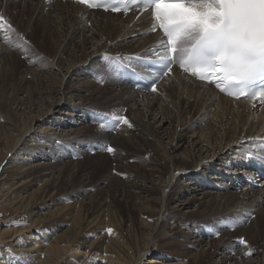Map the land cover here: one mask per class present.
<instances>
[{
  "label": "bare ground",
  "instance_id": "6f19581e",
  "mask_svg": "<svg viewBox=\"0 0 264 264\" xmlns=\"http://www.w3.org/2000/svg\"><path fill=\"white\" fill-rule=\"evenodd\" d=\"M12 3L16 4L15 8L9 7ZM0 7L6 9L8 21L14 29L18 27L17 21L20 22L21 18L26 17L25 15H27L25 27L30 28L33 15L41 12H45L41 13L45 17L40 21L44 20L42 26L43 29L48 30L49 36L52 35V30L56 32L55 29L47 26L50 18L52 21L57 20L61 25L67 23V29L61 31L60 39L53 45L56 47V56L63 54L68 56L67 58L64 56L65 59L61 62L55 60L50 62L49 60L50 63H47L46 60H39L40 62L33 65L31 61H28V65L22 69L20 82L24 83L26 78H31L28 88L34 87L32 92L26 91L30 95L27 98L30 99L32 117L28 123H23L21 132L15 136L12 146L2 151L0 164L5 166L0 169V174L6 169L20 170L26 168V165H41L43 179L40 183L43 187L52 177L57 176L55 173L60 172L61 168L58 167L62 163L59 164V162L66 158L71 160L77 158L74 156L77 155L76 153L73 155L64 148L63 139L59 135L62 134V127H68V131L76 133L81 129L78 125L86 126L89 116L84 110V101L88 98L90 86L92 87V79H89L87 73L92 71L93 66L99 70L102 66V72L109 70L111 74L109 72L110 76L107 77L109 82H103L105 84L103 86L102 82L101 84L99 82L98 87L107 86L110 90H106L107 92L102 90L106 93L110 91V97L122 104H119L121 107L119 106L115 111L105 113L112 118L124 116L129 123L131 122L132 130L143 128L146 136L155 137V144L162 154L160 156L162 158L164 156L171 167L176 162L182 164V168L178 171L169 170L170 174H166L168 177L163 181L160 197V202L163 203L161 207L163 208L164 204L173 203V207L170 208H173L175 212L157 214L153 224L145 223L148 226L143 227L148 230L146 233L148 237L155 235L166 238L171 234L167 232V228L171 226L170 218L193 212L204 218L223 216L226 219H236L239 222L238 230L241 232V236H238L240 238H237L238 241L242 238L247 243L262 236L264 232V160L260 157L264 156V105L254 107L249 102L231 99L221 94L215 85L195 81L183 75L177 67L171 68L167 75L156 82V92H143L131 87L130 80L121 76L120 70L131 65L129 67L134 69L138 75L148 77V70L152 69V66L142 65L141 61L156 60L162 56L163 37L158 30H153L149 13H143L140 17L134 14L124 16L90 10L73 0H0ZM45 8L48 11H44ZM41 14L39 16H42ZM4 33L5 29H0V54H4L1 57L0 83L3 82V84L5 81L6 83L13 81L11 80L12 73H15L16 68L14 62L16 59L19 60L17 56L16 58L13 56L14 46L9 43ZM56 38L57 35L53 41H56ZM45 43V46L50 47ZM40 44L44 48L43 43L40 42ZM97 61H101L99 63L101 66L97 65ZM113 86L116 87L113 88ZM181 91L185 94V96L182 94V99L189 107L199 106L201 111L209 112L206 113L207 121L204 124L207 128L195 130L196 128L192 126L182 125L174 128L170 126L171 119L162 111L164 108L161 107V103L174 93ZM100 126L102 123L98 125ZM113 129L114 126L109 124L107 130L113 133L109 137L114 141L123 144L129 141L127 133H131L132 130L126 124L122 123L117 130ZM8 131V129L5 130V132ZM27 143L38 147L37 153L41 155L40 158L34 157L33 149H25L29 146ZM59 148L61 150L57 151ZM54 149L57 150L54 152ZM180 149H182L181 153ZM82 151L86 150L79 149L77 153L83 155ZM5 162L8 163L5 164ZM133 185L141 195L132 193L128 187H125L122 190L125 199L132 200L131 198L135 199L137 195L140 198L147 197L146 200L150 199L149 201L154 202L151 187L139 181ZM204 187H211V189L207 191ZM192 203H195L196 207L190 211ZM141 210L148 211L143 208ZM245 225L247 226L244 229H240ZM28 230H30L29 227H26L24 231L21 228L17 233L23 234ZM46 233L38 231L34 236L28 232L23 236L24 241L20 251L25 258H32L33 264H84L85 254L89 251L81 241L77 240V234L65 244L60 245L61 242L58 239L44 243L41 235L43 239L49 238ZM223 234H226V231L222 234L219 232L217 237L222 238ZM191 237L196 247L205 240V237L203 238L200 234H191ZM166 239L164 243L168 242L167 244L174 241ZM256 240L258 242V239ZM145 244L148 243L145 242ZM241 247L242 252L240 246L236 245L233 240L227 248H230L234 254H226L227 251H221L223 248H217L215 257L208 264H264V256H255L256 260H253L250 255L245 257L244 250L251 249V247ZM206 249L200 247L197 254L193 255L192 262L183 260L182 249L180 251L168 249L171 255L167 254L166 258L163 256L165 259L150 258L144 264H163L166 260L170 261L167 264H201L202 257L207 255ZM106 252H103L102 259L93 258L87 264H127L126 259ZM145 253L144 251L139 254L141 259Z\"/></svg>",
  "mask_w": 264,
  "mask_h": 264
},
{
  "label": "rangeland",
  "instance_id": "374dc122",
  "mask_svg": "<svg viewBox=\"0 0 264 264\" xmlns=\"http://www.w3.org/2000/svg\"><path fill=\"white\" fill-rule=\"evenodd\" d=\"M15 6L16 4H9V7L15 8ZM5 10L0 7V13H3L8 21V15ZM44 11L48 10L45 8ZM39 14L35 13L33 15L30 28L25 27L27 15L21 18L20 22L17 21V29L13 27L11 30L5 28L4 34L7 36L9 43L14 46V48L12 47V51L15 53L13 56L15 58L17 56L19 60L16 59L14 62L16 63L15 73H12V79L10 78L13 81H7V83L5 81L4 84L3 82L0 83V90L3 89L0 91V158L3 156L2 151L12 146L15 136L21 132L22 126L28 123L32 117L30 112L32 108L29 103L30 99L27 98L30 95L26 91L32 92L34 87L28 88L32 80L31 78H26V81H24L25 84L23 81L20 82L22 69L28 65V61H31L34 65L36 62L44 60L47 63L53 62L54 60L61 62L66 57L64 54L62 56H56V47L53 43L58 42L61 31L67 29V23H65L66 25H61L57 20L52 21L50 18L47 26L55 29L56 32L52 30V35L49 36L48 30L43 29L42 26L44 20L40 21L45 16L42 14V16H39ZM64 22L67 21L64 20ZM56 35V41H53ZM40 42L43 43L42 45L46 42L45 44H48L50 47L44 45L43 48L40 46ZM3 55L0 54V65ZM49 60L51 61L49 62ZM100 62L97 61L98 64H96L100 65ZM102 69V66L100 70L93 66L92 71L87 73L89 79H92V87L90 86L89 94L87 95L88 98L84 101V110H86L85 112L89 116V121H87L86 126L78 125L81 129L76 133L68 131V127H62V134L59 135L63 139L62 143L64 148L72 152L73 155L76 153L77 155L74 156L77 158H73L74 160L66 158L62 162H59V164L62 163L58 167L61 168L60 172L58 174L55 173L57 176L52 177L43 187L40 183V180L43 179L41 177V165H26V168H21L22 170L6 169L0 174V264H33L34 260L32 258H25L20 249L24 241L22 239L23 236L28 232L36 236L38 231L47 232L46 234L49 238L43 239L41 235V240L44 243L58 239L61 242L60 245L65 244L67 240L77 234V240L81 241L83 246L89 251L85 254L84 259L86 261H84V264H87L93 258L102 259V254L105 251L126 259L127 264H144L150 258L156 259L162 257V259H165L167 254L171 255L169 251L171 249H177L175 251L182 249L183 260L192 262L193 255L197 254L200 247L207 248V255L206 257H202L201 264H208L215 257L218 251L217 248H223L221 251H227L225 252L226 254H234L230 248H227L233 240L236 245L240 246L241 252V246H250L251 249L244 250V253H251L250 256L253 257V260H256L255 256L263 257L264 232L261 237L256 238L258 242L255 239L241 245L237 240V238H240L238 236H241V232L238 230L239 222L234 218L226 219L223 216L204 218L196 212L192 214L187 213L180 217L177 215L169 219L171 226L167 228V232L171 234L166 237L174 240V243H164V240L167 239L161 238L160 236L150 235L148 237L146 234L148 230L143 227L148 226L145 223L153 224L157 214L163 215L166 212H175L173 208H170L173 207V203H169L168 205L164 204L162 208L161 204L163 203L160 202V197L162 196L163 181L170 174L168 172L171 170L172 172L178 171L182 168V164L176 162L171 167L166 162L165 157L163 156L162 158L160 156L162 154L155 144V137L146 136L143 128H137L134 131L132 130V126V129H130L133 133L132 131L131 133H127L129 141H125L126 143L124 144L114 141L109 137L113 133L107 130L108 125H113V130H117L122 123L119 126H115L114 119L107 113L115 111L122 104L110 97V91L106 93L110 90L107 86L98 87L99 82L100 84L102 82V86L105 85L103 82H109V78L107 77L111 74L109 70L108 72L107 70L102 72ZM23 84L24 86L21 87ZM115 87L113 86V88ZM102 89L107 91L105 92ZM16 91L17 93H15ZM182 94L185 96L182 91L179 93L176 92L169 97L170 99H166L167 101L163 100V103H161V107L164 108L162 111L171 119L170 126L174 128L175 126L181 127L185 125V127L192 126V128H196L195 130L204 129L206 127L204 124L207 121L206 113L209 112L201 111L198 108L199 106L197 108L189 107L187 102L182 99ZM176 120L178 122L175 123ZM101 123L102 125H106V127H98ZM7 129L9 131L5 132ZM27 144L29 146H26L25 149H33L35 152L33 154L34 157L40 158L41 155L37 153L38 147L31 146V143ZM109 146L114 148V153H108L106 151ZM152 146H154V149ZM79 149H85L86 151H82L83 155L78 154L77 151ZM55 150L57 149H54V152ZM59 150L61 148L57 151ZM179 152L181 153L182 149ZM101 158L102 160H100ZM7 163L5 162V164ZM2 166L5 165L0 164V169L3 168ZM137 181L144 182L146 186L151 187V196L154 197V202L149 201L150 199L146 200L147 197H139L141 193L133 185ZM125 187H128L132 193H139V196L136 195L135 199L131 198L132 200L125 199L122 192ZM204 189L208 191L211 187H204ZM95 190L96 194H94ZM170 195L172 196V194ZM195 205V203L190 204L189 210H193L196 207ZM142 208L148 209V211H142ZM159 209L161 210L160 212ZM246 226H241L240 229H244ZM26 227L30 229L28 232L26 231L23 234L17 233L20 232L21 228L24 231ZM221 231H223L222 233L226 231V234H223L222 238H218L214 233L220 232L222 234ZM191 234H200L203 238L205 237L204 242L196 247ZM145 242L148 244L146 245ZM112 249L113 251H110ZM144 251L146 253L141 259L139 254ZM99 254L100 257H98ZM247 256L249 255L245 257ZM169 262V260H166L163 264Z\"/></svg>",
  "mask_w": 264,
  "mask_h": 264
},
{
  "label": "snow or ice",
  "instance_id": "6c2138e0",
  "mask_svg": "<svg viewBox=\"0 0 264 264\" xmlns=\"http://www.w3.org/2000/svg\"><path fill=\"white\" fill-rule=\"evenodd\" d=\"M79 3L112 13L127 14L133 9L151 13L153 30L159 29L164 37L157 76L167 75L172 65L178 63L182 71L215 84L237 99L243 97L264 104V0H79ZM5 28L11 30L12 26L0 13V29ZM150 88L156 92L155 80ZM113 119L115 126L123 123L132 127L124 116ZM106 151L115 150L109 146ZM260 158L264 160V156ZM214 234L218 236L219 232ZM238 242L246 243L242 238Z\"/></svg>",
  "mask_w": 264,
  "mask_h": 264
}]
</instances>
